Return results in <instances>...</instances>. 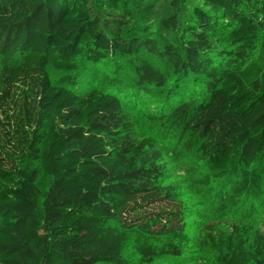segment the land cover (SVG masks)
Segmentation results:
<instances>
[{"label":"trees","instance_id":"trees-1","mask_svg":"<svg viewBox=\"0 0 264 264\" xmlns=\"http://www.w3.org/2000/svg\"><path fill=\"white\" fill-rule=\"evenodd\" d=\"M161 1L153 28L143 0H0V264L180 258L183 210L163 184L164 147L136 133L116 82L92 75L106 63L143 95L168 93L148 117L173 125L178 173L204 191L218 184L217 217L259 201L264 0ZM84 77L95 85L80 91ZM213 229L211 264H264V230Z\"/></svg>","mask_w":264,"mask_h":264},{"label":"rangeland","instance_id":"rangeland-1","mask_svg":"<svg viewBox=\"0 0 264 264\" xmlns=\"http://www.w3.org/2000/svg\"><path fill=\"white\" fill-rule=\"evenodd\" d=\"M145 2L152 4L154 7L150 18L147 19V24L156 28L157 22L164 12V6L161 5L162 1L143 0V3ZM119 61L118 59L114 60L116 65ZM152 63L156 64L159 69L171 73V70L166 68L164 63L161 64L154 61ZM119 64H122V62H119ZM109 71L110 73H108ZM92 75L99 78L100 81L116 82L122 90H119V92H115L113 88H110V90L118 94L120 99H122V103L127 107V109L125 108L126 112L135 126L136 133L142 138L150 139L156 149L159 150V148L164 147L160 149L165 169L167 170L163 184L170 185L174 189V204L183 210V232L181 233L185 236V239L179 245L180 258H166L156 261L154 264H211L215 259L214 250L203 241L207 227H213L215 232L223 234L230 232L231 224L233 223L239 227L251 229L248 232L250 235H253L258 230H264V186L262 193H260L259 201L255 205L252 206L254 202H251V198L245 197L235 201L234 206L226 214L217 217L215 211L218 184L204 191L202 188H198L196 183L191 181L187 175L177 172L176 165H183V163L178 164V161L170 155V149H168V146L174 141V135L171 138L167 136L168 133L173 132V125L162 129L159 124L152 123L148 117L149 111L157 113V108L164 107L163 104L170 100L167 92L151 91L148 95H143L133 87V81L126 72L119 71L118 66L110 63L97 67ZM50 76L56 82H64L67 78H70L68 75L53 71H50ZM88 84L95 85V81L88 77L80 78L78 89L82 91ZM173 88L174 81L172 82L171 90ZM197 91L198 88L193 86L188 95L183 96L184 98L194 97L193 95Z\"/></svg>","mask_w":264,"mask_h":264}]
</instances>
